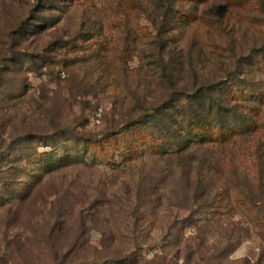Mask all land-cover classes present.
Here are the masks:
<instances>
[{"label": "rangeland", "instance_id": "374dc122", "mask_svg": "<svg viewBox=\"0 0 264 264\" xmlns=\"http://www.w3.org/2000/svg\"><path fill=\"white\" fill-rule=\"evenodd\" d=\"M0 264H264V0H0Z\"/></svg>", "mask_w": 264, "mask_h": 264}, {"label": "trees", "instance_id": "16d2710c", "mask_svg": "<svg viewBox=\"0 0 264 264\" xmlns=\"http://www.w3.org/2000/svg\"><path fill=\"white\" fill-rule=\"evenodd\" d=\"M26 20H24L23 21V24L22 25H20V27L18 28V32H19V34H21V35H23V33H25V31L27 30V27H26V25H27V23L25 22ZM25 23V24H24ZM219 88V87H218ZM216 89V88H215ZM201 91V90H200ZM238 91H240V90H238ZM202 92V91H201ZM211 92V91H210ZM225 129L226 128H228V126L227 125H225V127H224ZM87 141H89V140H87Z\"/></svg>", "mask_w": 264, "mask_h": 264}, {"label": "built area", "instance_id": "2783aa9c", "mask_svg": "<svg viewBox=\"0 0 264 264\" xmlns=\"http://www.w3.org/2000/svg\"><path fill=\"white\" fill-rule=\"evenodd\" d=\"M100 116V115H99Z\"/></svg>", "mask_w": 264, "mask_h": 264}]
</instances>
